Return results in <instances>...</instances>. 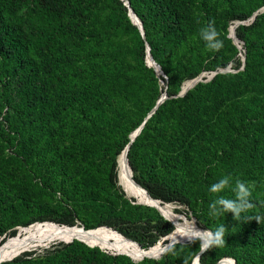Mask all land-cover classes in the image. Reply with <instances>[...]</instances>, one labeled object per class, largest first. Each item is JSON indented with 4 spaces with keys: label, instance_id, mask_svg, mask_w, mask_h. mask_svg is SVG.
Returning a JSON list of instances; mask_svg holds the SVG:
<instances>
[{
    "label": "trees",
    "instance_id": "1",
    "mask_svg": "<svg viewBox=\"0 0 264 264\" xmlns=\"http://www.w3.org/2000/svg\"><path fill=\"white\" fill-rule=\"evenodd\" d=\"M29 1L41 24L28 25L25 20L12 18L11 15ZM128 1L142 23L143 36L128 17L124 0H0V113L7 106L3 119L9 132L12 130L18 134L14 143V137L0 128V142L4 146H15L13 151L16 153V156L11 155L10 163L0 157L4 165L0 166V202L4 203L10 198L8 190L13 189L9 186L15 177L11 178L13 174L17 173L20 178L29 175L25 173L23 176L22 169L14 166L17 160L20 161L17 158L21 153L17 152H21V142H27L24 137L36 128L43 130L38 141L44 145L37 147L34 158L26 155L27 158L23 156V159L27 165L35 164L36 174L41 177L51 174L48 162L56 159L55 154L45 148L48 130H55L57 136L66 138L69 143L65 146L73 151L78 149L76 146L86 150L89 144L107 137L111 143L108 149L103 150V155L108 169L102 175L101 184L104 188L115 190L122 203L116 207L91 200L87 204L100 214V219L84 228L101 225L113 227L124 238L136 241L141 249H148L171 233L175 226L156 208L133 203L134 199L127 198L117 183L118 154L162 93L160 80L163 81V77L157 76L152 67L143 65L145 44L149 45L154 61L167 76L165 92L168 98L158 105L129 146L127 158L132 179L149 196L163 203L183 204L193 211L194 198L179 183L181 179H187L185 175L188 173L181 171L176 179L167 180L161 176V170L154 168L143 172L147 167L159 165L174 173L177 160L172 163L169 155L163 152L175 145H184L188 152L186 161L195 164L198 169L195 174L201 182V189L197 200L207 201L202 208L204 212H210L209 205L214 200L209 189L221 173L240 172L237 179L249 184L250 179L258 175L252 168L264 170V94L256 96L253 101L233 98L221 107L228 114L230 122L224 135L221 136L220 125L214 123L210 125L212 130L217 129L213 134L204 130L198 132V136L194 133L207 124L200 119L204 103L219 100L213 99V93L209 90L214 82L232 77L240 89H264V35L260 36L258 43L256 40L253 42L255 44L250 43L253 47L247 45L245 65L239 76L217 73L210 82L199 81L183 96L172 97L183 80L200 75L199 68L192 66L193 42L186 30L190 28L181 27L179 21L184 20L185 15L199 12L200 7L193 0ZM204 1L198 0L201 5ZM252 12V9L239 8L228 16L219 15L226 20H243ZM205 19L204 15L201 21ZM263 22L264 11L258 13L250 24L237 26L235 36L249 43V34L261 31ZM129 31L134 41L116 44V38ZM180 50L182 53L177 59ZM127 56H131V60H125ZM66 63H73L69 72L65 70ZM227 64V61H223L214 67L225 68ZM139 65H142L141 69ZM232 66L240 69L242 61L237 59ZM181 72V77H178ZM103 83H112V88L117 89H122L126 83L138 87L151 83L155 89L148 107L143 108V100L132 101L139 111V115L133 117ZM176 115L181 118V123L173 128L171 125ZM126 123H129L128 126ZM243 142L248 145L246 151L240 149L239 143ZM151 150L157 151L156 155ZM193 158L203 163L194 162ZM229 198L235 199V191ZM250 200L255 207L243 213L239 221L230 212L217 216V219L209 214L202 220L195 213L197 221L206 229L214 231L221 224L227 229L226 244L201 253V264H215L222 256L234 258L235 264H264V180L258 188L254 184ZM71 208L61 205L57 213L46 211L29 219L12 220L9 225H0V235L13 238L15 229L5 233L13 224L28 226L33 222H56L73 226L76 224V214ZM175 211L178 212V209ZM256 215L262 217L260 223L248 221L247 217ZM73 240L51 249L26 251L0 264H30L31 259L35 258L52 264H121L120 260L129 261L126 256L111 255L99 246L90 247L81 240ZM2 243L0 241V246ZM199 250L198 241L175 243L159 260H146L152 264H184L185 261L190 264ZM210 254L211 257L206 258Z\"/></svg>",
    "mask_w": 264,
    "mask_h": 264
},
{
    "label": "rangeland",
    "instance_id": "2",
    "mask_svg": "<svg viewBox=\"0 0 264 264\" xmlns=\"http://www.w3.org/2000/svg\"><path fill=\"white\" fill-rule=\"evenodd\" d=\"M193 2L197 4V6L200 7L199 12L196 11L194 14H190L188 16L185 15L183 16L184 20H179V21L181 22V27H185V29L188 27L190 28L186 30H187L189 38L193 42V46H191L192 66L199 68L200 70L199 74L205 73V76L203 77L204 79L201 82L203 83L210 82L211 79L217 73H219L218 71L221 69L218 67H214V65H216L219 62H223V61H227L228 64L226 67H230L231 69V71L226 72V73H229L228 75L239 76L241 68L235 69L233 68L232 65H234L237 59L242 61L243 55L246 58L247 45L250 43H253L255 40H256V43H258L260 36L264 35V22L262 24L263 26H262L261 31L257 33L252 32L249 34V43H245L244 41L240 40L238 42L239 46L233 43L232 38L229 36V32H230L231 27H233V30L235 32L237 26L243 25V24L244 25L250 24L253 20L249 19V17H251L254 12L257 11L258 13H262L264 11L263 9L264 0H205L204 4L202 5L200 4V2H198V0H193ZM31 5L32 3L30 1L24 3L23 7L20 10L16 11V13L11 15L12 18L16 20H21V21L25 20V22L28 25L41 24V20L37 16H35L37 13H34V11H32ZM239 8H242L245 10L252 9L253 12L250 16L246 17L243 20H226L224 18H220L219 14L222 13L223 16H228L231 11H236ZM204 15L206 19L204 21H201ZM208 22L214 25L216 31L220 34L218 38L223 41V47L220 48L218 51H212V50L207 49L205 45V41H203L201 38V35H200L201 29L207 27L209 25ZM133 37L134 36L132 35L130 31L126 33L123 32L120 37L116 38V41H117L116 44H119V45L120 44H130L134 41ZM250 46L252 45L250 44ZM145 53H146V46H145ZM181 53H182V50L179 51L177 55V59L181 56ZM125 60H131V56H127ZM72 64L73 63L65 64L64 67L67 72L70 71ZM143 65L148 67L146 63V55L144 56V59H143ZM141 67L142 65L141 66L139 65L140 69ZM173 67H174V64L171 65V68ZM174 69L175 68H173L172 70ZM213 72H216V73H214V75L210 78L209 76ZM163 75H164L162 76L163 83H160V85H162V92H165V90L168 87V80L166 79L167 76L164 72H163ZM181 75H182V72L180 74L178 73V77H181ZM185 81L186 80H183L180 83L179 90L177 91L175 95H172V97H175L179 93ZM176 84L178 83H174V85ZM103 85L105 86L106 89H108L111 93H113L119 99L120 103L125 107L127 112L133 117L135 116L137 117L139 115L138 108L133 104V102L143 100V108L148 107L153 97L154 89H155L154 85H152L151 83H148L147 85L141 86V87H138L131 83H126L124 84V87L122 89H117V87L112 88V85H113L112 83H105V84L103 83ZM209 90L211 91V93H213V99H219V100H216L214 102L206 101L204 103L203 111H202V115L200 119H201V122L207 123V124H204L202 128H199L197 131H194L196 136H198V132H200L201 130H204V132L212 133V134L214 131H217V129L212 130V128L210 127V125H212L213 123L220 125L219 130L221 131V136L224 135L225 130L228 128L227 125L230 124V122H229L228 114L224 112L221 107L225 103L230 102V100L233 98L234 99H247V100L253 101V99L256 96L260 94H264L263 88L252 89V90H245V89L238 88L237 81L234 80V78L232 77L230 79H227L226 77L219 79L218 82H214V84L209 87ZM150 111H148L147 114ZM6 112H7V106H4L2 112L0 113V128L8 132L10 137H14L13 141L15 143L17 142L16 140H17L18 134L12 130L9 132V128L7 127V122L3 119V116L5 115ZM176 116L177 117L175 118L173 124L171 125L173 128H176V125L178 123L179 124L181 123V118L178 115ZM128 124L126 123L127 126ZM39 130L40 128L38 129L36 128L27 137H24L25 141L27 142L25 141H24L25 143L21 142V145L23 147L21 148V152H17V153H21L19 154V157L17 158V159H20V161L17 160L15 162L14 167H16L17 169H22L21 171L23 173V176L25 175V173H28L30 176L26 175L20 178L17 176V173L12 175L11 178H13L14 176L15 177L9 183V186L13 188V189L8 190L10 198H7L8 200L4 203L3 201L0 202L1 203L0 225H9L10 223H12V220L29 219L30 217L41 215L45 213L46 211L57 213L58 211H60L61 205H62L63 207H67V208H71L72 206L71 209L76 214V218H75L76 225H80V227L81 226L84 227L85 225L93 224L100 219V214L87 204L91 200L102 201V202H105V204H109V205L116 206V207L121 206L122 200L118 199L117 192L113 189L104 188V186H102L101 184L102 183L101 179L103 178L102 175L108 169L104 161L105 156L103 155V150H106L109 148L110 143H111L109 141L110 140L109 138L105 137L104 139L99 141L100 143L99 142L96 143L95 141L92 144H89L86 150L84 149V147H78L75 145L76 148L78 149L76 151H73L72 148H67L65 146V145H68L69 143L66 138H63V137L60 138L59 136H57V133L54 132L55 130H52V131L48 130L47 138L45 140L46 143H48L47 144L48 148L47 147L45 148L49 152H51V154H55L56 159L50 160L48 162V165L50 166L49 171H51V174L41 177L36 174L35 164L32 163V165H27L26 163H24L25 159H23V156L26 157V155L28 158H34L37 147L39 145L41 147L42 142L38 140H40V133H42L43 130L41 131ZM226 136H227V133L225 134V137ZM45 137H46V132H45ZM220 141H223V139H220ZM244 143L245 142L239 143L241 146L240 149L243 151H246L248 149V145L246 146ZM14 147L15 146H11V147L4 146L3 142H0V149L3 152L2 154H0V157H3V159L7 161L8 163L12 162V160L10 161L11 155L16 156V153L13 151ZM220 147H221V143H220ZM149 149H150V145L147 146V150ZM151 152L152 154H155V155L157 153V151L155 150H151ZM163 153H165V155H169L168 159L172 161V163L175 160H177L176 165L174 166V171H175L174 173L164 170L163 168H160L162 166L159 167V165H157V167H153V166L147 167L143 170V172H145L146 169L155 168L154 170L156 171L161 170V176L167 180L173 179V177H175L176 179L177 175L181 173V171L188 173L187 175H185L187 179H181L179 183L186 189L187 192L192 194L194 198V203H193L194 210L192 211L185 205L178 204L177 202L170 203V204H172L174 214H177L183 220H187V221H192L195 219L196 223L199 226L206 229L202 224H200L197 221V218L195 217V213H196V215L199 216L200 219L202 220L204 216L209 215L210 212H206V211L204 212L202 208L204 204L206 205L207 201L205 202L203 200L202 201L197 200L198 199L197 195L199 194L200 189H201V182L198 179H196L197 176L195 173L196 171H198V169H196V165L191 164L190 162L186 161L188 158L187 147H185L184 145H175L171 150L167 152L164 151ZM109 154H111L110 151H109ZM1 161L2 160L0 158V166L3 167L4 165L1 163ZM14 161L15 160H13V162ZM78 161H80L81 163H78ZM193 161L198 162L200 164L203 163L201 161L195 160L194 158H193ZM240 166L242 167L243 165L240 164ZM181 168H184V169H181ZM83 169H88L89 171L86 172V171H83ZM252 169L255 173H258V175L255 178L250 179L249 184L250 185L255 184L256 188H258L261 186V181L264 180V170L259 167L257 168L254 167ZM129 172H130V169H129ZM240 175H241L240 172H235V171L227 172L226 174L221 173L218 179L215 180L214 184L217 183L223 177L228 176L231 178L230 185L228 188H226L224 191L220 193H212L211 199L215 201L218 198V196H224L226 198H229V195L235 189L236 179ZM117 183L122 189L121 185L119 184V180H117ZM5 191L7 193L6 189ZM124 193L127 198H133L134 199L133 203H135L136 199L134 197H131L128 194H126L125 191ZM141 205H146V204H141ZM147 206H150V205H147ZM175 209H178V212H176ZM212 216H214L217 219V216L215 215H212ZM35 223H44V222H35ZM31 224H34V222ZM20 226H25V225L13 224L10 227H8L5 233H8L12 229L16 230V228ZM101 226H106V225H101ZM113 229L116 230L115 228ZM22 232L23 231L21 230L20 234L18 235L16 234V235L19 236L22 234ZM7 237L9 236L4 237V234L0 235V241L1 242L3 241V243H5V241L14 238V237L13 238H7ZM72 240H61V241L51 240L50 241L45 238L37 239L34 242L35 246L33 245L32 247L27 248L26 250L22 251L18 255L11 257V258L13 259L17 256H20L26 251H32V250L39 251L41 249H47V248L51 249L53 246L67 244L64 242L70 243L72 242ZM185 243H188V242H185ZM90 247H94V246H90ZM76 248L77 250H79L78 245H76ZM100 249H102L103 251L104 250L109 251L107 249H104L103 247H101ZM109 252H113V251H109ZM122 255L128 257L129 261L120 260L121 264H129V263L130 264H152L150 261L146 260V259H150L148 257L135 261L127 254H122ZM122 255L119 254V256L121 257ZM161 256L158 258H151V259L159 260ZM209 257H211V254L207 256L206 258H209ZM225 257H230V256H222L220 259L225 258ZM11 258H9L10 260L8 259L6 260L11 261L12 260ZM193 261H194V257L192 258L190 264H192ZM29 263L30 264H52V263L40 262V259L38 258L31 259Z\"/></svg>",
    "mask_w": 264,
    "mask_h": 264
},
{
    "label": "bare ground",
    "instance_id": "3",
    "mask_svg": "<svg viewBox=\"0 0 264 264\" xmlns=\"http://www.w3.org/2000/svg\"><path fill=\"white\" fill-rule=\"evenodd\" d=\"M132 19L134 20V17H132ZM233 32V27H231L229 36L233 39L235 44L239 45ZM148 61L151 62L149 57ZM198 77L185 81V83L182 85V88H192L195 79H198ZM136 132L137 129L133 132L132 138L137 136L136 135L134 137ZM127 151L128 150L124 148L117 156L118 180L126 194L134 197L139 202L150 204L152 207L162 212L170 221H172L175 225L174 230L169 235V237L172 239H177L178 241L190 240V234L187 230L193 224H195L197 228L203 230L204 228L199 226L195 220H183L180 216L174 214L172 204L163 203L152 199L151 196H149L136 184V181V183L133 181L129 172L130 168L127 162ZM22 231L23 232L21 235L17 236V234L13 239L5 241V243L0 246V262L2 260L14 257L27 248L32 247L34 242L41 238H45L50 241L78 239L88 245L101 246L109 251L126 253L135 261L141 260L145 257H159L166 249V245H163L164 241L161 240L148 249H141L137 247L138 245L135 242L124 238L118 231L108 226H99L97 228L85 229L81 228L80 226L69 228L66 225H57L56 223H36L27 226ZM219 263L231 264V259L230 257H225L221 259ZM192 264H198L197 260L195 259Z\"/></svg>",
    "mask_w": 264,
    "mask_h": 264
},
{
    "label": "clouds",
    "instance_id": "4",
    "mask_svg": "<svg viewBox=\"0 0 264 264\" xmlns=\"http://www.w3.org/2000/svg\"><path fill=\"white\" fill-rule=\"evenodd\" d=\"M201 38L205 41L206 48L212 51H218L223 47V41L220 40L219 33L216 31L214 25L209 23L205 28L201 29ZM231 178L228 176L223 177L217 183L210 186V191L212 193H220L224 191L230 185ZM254 185L247 184L245 182L236 180L235 183V199L226 198L224 196H218V198L213 201L210 207V215L220 216L225 213H232L233 218L239 221L243 213H247L252 210L255 205L250 200L252 195V190ZM249 220H255L260 223L262 217L259 215L247 217ZM190 234L191 242H199L200 253L210 251L214 247H222L226 244L225 233L227 231L224 224L218 226L214 231L210 229H199L193 224L188 230ZM187 264V261L184 262Z\"/></svg>",
    "mask_w": 264,
    "mask_h": 264
},
{
    "label": "water",
    "instance_id": "5",
    "mask_svg": "<svg viewBox=\"0 0 264 264\" xmlns=\"http://www.w3.org/2000/svg\"><path fill=\"white\" fill-rule=\"evenodd\" d=\"M124 5L128 8V17L130 18V20H131V22L133 23V24H135L137 27H138V29H139V31H140V33H141V35L143 36L144 35V30H143V27H142V23H141V21H140V19L138 18V17H136L137 15L135 14V12L132 10V8L130 7V4H129V1L128 0H124ZM264 9V8H263ZM257 11L256 12H254L253 14H252V16L251 17H249V19H251V20H253V18L257 15ZM130 16H132V17H134V20L132 19V17H130ZM236 26V25H235ZM234 35H235V32H234ZM236 37V36H235ZM236 39H237V41H240L237 37H236ZM145 46H146V63H147V65L148 66H150V67H152L154 70H155V72H156V74H157V76H164L163 75V71L161 70V68H160V66L154 61V59H153V57H152V55H151V53H150V47H149V45L146 43L145 44ZM239 46V45H238ZM148 57H149V59H150V61L151 62H149L148 61ZM244 65H245V56L243 55L242 56V66H241V69H243V67H244ZM157 68V69H156ZM229 71H231V69H230V67H226V68H221L218 72L219 73H224V72H229ZM214 73H216V72H213V74L212 75H210L209 77L211 78L213 75H214ZM205 76V73H200V75H199V77H198V79H195V82L193 83V85H192V87L197 83V82H199V81H203V77ZM160 82L161 83H163V81L162 80H160ZM188 89H183L182 87H181V89H180V91H179V93L175 96V97H178V96H183L184 94H185V92L187 91ZM168 96H167V94H166V92H162L161 93V95H160V97L158 98V100H157V102H156V104H155V106L153 107V109L148 113V115L145 117V119L143 120V122L138 126V128H137V132L135 133V135H134V137L136 136V135H138L139 133H140V131H141V129H142V127H143V125H144V123H145V121L151 116V114H153L154 113V111H155V109L158 107V105L161 103V102H163L166 98H167ZM132 140H134V138H131V139H129L128 140V143H127V145L125 146V149H129V146H130V144L132 143ZM127 162H128V158H127ZM128 166H129V162H128ZM129 168H130V166H129ZM130 172H131V176H132V170H131V168H130ZM123 189V188H122ZM124 191V190H123ZM152 197V199H154V200H157V201H160L159 199H155L153 196H151ZM160 202H162V201H160ZM135 203H137V204H146V205H150V204H148V203H143V202H139V201H137V200H135ZM151 206V205H150ZM165 219H167L169 222H171L173 225H174V223L172 222V221H170L162 212H160V211H158ZM194 219V218H193ZM195 220V219H194ZM54 223H56V222H54ZM57 225H65V224H59V223H56ZM29 225H31V224H29ZM28 225V226H29ZM76 225V224H75ZM75 225H73V226H69V225H67V227H69V228H72V227H74ZM175 226V225H174ZM26 227L25 226H20V227H17L16 228V234H20V230H23V229H25ZM81 228H84L83 226H81ZM169 235H170V233L168 234V235H166V236H164V237H162L161 238V241H166L165 242V245H166V249L164 250V252L171 246V245H173V244H175V243H185V242H189L190 240H187V241H178L177 239H172V238H170L169 237ZM133 242H135L140 248H141V246L136 242V241H134V240H132ZM64 243H68V242H64ZM88 245V244H87ZM88 246H94V245H88ZM96 246V245H95ZM100 248V247H99ZM150 248V247H149ZM105 252H107V253H109V254H111V255H117V254H126V253H121V252H109V251H106V250H104ZM163 252V253H164ZM200 255H201V253H200V250L197 252V254L195 255V257H194V260L196 259L197 260V262H198V264H200V262H199V257H200ZM160 257V256H159ZM148 258H155V257H148ZM158 258V257H157ZM12 259V258H11ZM230 259H231V264H235V260L233 259V258H231L230 257ZM8 260H10V259H8ZM134 260V259H133ZM221 260V259H220ZM4 261H7V260H2L1 262H4ZM0 262V263H1ZM215 264H221V263H219V261L217 262V263H215Z\"/></svg>",
    "mask_w": 264,
    "mask_h": 264
}]
</instances>
